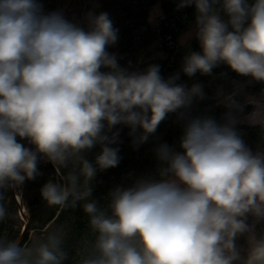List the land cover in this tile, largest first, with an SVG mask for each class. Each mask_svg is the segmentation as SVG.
<instances>
[{"label": "clouds", "instance_id": "1", "mask_svg": "<svg viewBox=\"0 0 264 264\" xmlns=\"http://www.w3.org/2000/svg\"><path fill=\"white\" fill-rule=\"evenodd\" d=\"M176 7H194V26L180 43L195 38L200 47L183 57V74L225 64L264 84V0H177ZM85 21L45 12L41 0H0V222L9 215L8 193L40 175V159L56 170L41 199L87 217L74 255L67 229L48 225L28 245L0 236V264H264V88L218 90L226 108L219 121L181 111L182 151L160 143L158 178L117 185L101 203L93 195L97 173L121 159L108 132L126 125L139 146L169 113L205 93L199 84H179V72L163 77L158 64L122 67L107 50L119 32L108 13L89 11ZM240 124L260 130L255 149ZM96 145L90 161L84 153Z\"/></svg>", "mask_w": 264, "mask_h": 264}, {"label": "trees", "instance_id": "2", "mask_svg": "<svg viewBox=\"0 0 264 264\" xmlns=\"http://www.w3.org/2000/svg\"><path fill=\"white\" fill-rule=\"evenodd\" d=\"M69 2L70 0H41L45 12L61 11L67 19L73 22L79 20L82 26H86L85 17L89 11L97 14L107 12L114 27L119 30L116 43L107 50L117 56L122 67L142 71L150 64H158L163 77L167 78L179 72V84L186 88L199 84L205 93V98L195 100L189 109L169 113L155 133L149 135L147 142L139 146L133 144V137L129 135L130 128L126 125H116L108 132L110 137L113 133L116 134L117 143L112 146L119 147L121 159L118 166L97 173L93 195L101 203L105 202L108 191L117 185L128 186L141 177L158 178L159 162L155 148L160 143L166 142L174 150L182 151L180 140L184 120L180 117L181 111H185L191 117L211 116L219 121L226 108L219 103L218 90L232 92L240 85L243 87V94H258L261 88H264V84L237 74L225 64L214 68L211 74L197 72L192 77L183 74L181 71L183 57L190 51H200L199 42L195 38L186 45L180 43L182 34L194 25V7L178 10L177 0H73L70 7L62 11ZM156 5L160 6L162 17L152 23L149 21V14ZM243 94L237 99L242 100ZM250 110V105L245 108V111ZM238 128L246 144L251 148L255 149L261 143L258 128L247 124H240ZM141 131L138 129L137 134ZM20 142L28 145L27 140ZM100 150V146L96 145L84 155L88 160L94 161ZM38 170L40 175L34 180H26L19 193L16 192L17 194L23 192V202L30 218L22 245L43 238L46 235L43 230L48 225H52L53 228L64 226L68 231L67 247L70 254L74 255L87 232V217L79 208L58 211L56 208L48 207L41 199L40 188L49 179L55 178L56 170L52 163L44 159L39 160ZM8 196L6 207L9 215L4 222H0V236L18 239L24 221L19 216V205L13 190Z\"/></svg>", "mask_w": 264, "mask_h": 264}, {"label": "water", "instance_id": "3", "mask_svg": "<svg viewBox=\"0 0 264 264\" xmlns=\"http://www.w3.org/2000/svg\"><path fill=\"white\" fill-rule=\"evenodd\" d=\"M72 2H73V0H70V2L62 8V11L68 9ZM27 147L32 148V145L28 143ZM13 192H14V197H15L16 201L18 202V205H19V216H20L21 220L24 221V226L22 228V232L18 237V239L20 240V243L23 244L24 240H25V235H26V231H27V227H28L30 218H29L27 209H26L24 202H23V192L20 195H18L16 193V190H13Z\"/></svg>", "mask_w": 264, "mask_h": 264}, {"label": "rangeland", "instance_id": "4", "mask_svg": "<svg viewBox=\"0 0 264 264\" xmlns=\"http://www.w3.org/2000/svg\"><path fill=\"white\" fill-rule=\"evenodd\" d=\"M156 6H157V5H156ZM156 6H154V7L152 8L151 12L153 11L154 8H156ZM158 6H159V5H158ZM160 13H162V11H161V8H160V6H159V11H158V13H157V16H156V20H155V22H156L157 19L161 16ZM74 22L81 24V23L79 22V20L74 21ZM155 22H152V23H155ZM193 26H194V25H193ZM193 26H192V27H193ZM192 27H190V28H189L188 30H186L184 33H186L187 31H189ZM184 33H183V34H184ZM183 34H182V35H183ZM188 42H189V41H188ZM21 189H22V187H21ZM18 195H20V194H18Z\"/></svg>", "mask_w": 264, "mask_h": 264}]
</instances>
